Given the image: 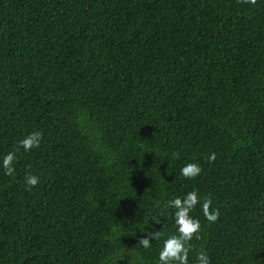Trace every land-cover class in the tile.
<instances>
[{"label": "trees", "instance_id": "obj_1", "mask_svg": "<svg viewBox=\"0 0 264 264\" xmlns=\"http://www.w3.org/2000/svg\"><path fill=\"white\" fill-rule=\"evenodd\" d=\"M193 190L188 264H264V0H0V264H159Z\"/></svg>", "mask_w": 264, "mask_h": 264}, {"label": "clouds", "instance_id": "obj_2", "mask_svg": "<svg viewBox=\"0 0 264 264\" xmlns=\"http://www.w3.org/2000/svg\"><path fill=\"white\" fill-rule=\"evenodd\" d=\"M241 2L255 4L257 0H241ZM42 138V134L39 131L28 134L18 142L17 151L20 147L26 152L39 147ZM208 159L210 163L215 162V153H212ZM15 160V152H9L4 156L2 167L6 175H13L15 171L13 166ZM201 171L202 169L198 163H188L181 169V175L188 179H194L200 175ZM38 182L39 178L36 175L27 174L25 177V183L29 189L35 187ZM198 204H200V197L199 193L195 190L188 192L183 198L177 197L168 202L167 207L176 210L174 217L178 235H172L163 241L162 248L159 252V264H188L190 241H192L193 237L199 239L198 233L201 229L200 221L190 215ZM201 207L203 215L209 222H214L218 219L219 210L212 208V200L210 198H205ZM161 236V231H148L140 239L139 244L145 249H148L152 246V241L160 240ZM197 264H210L209 257L206 253L200 252L198 254Z\"/></svg>", "mask_w": 264, "mask_h": 264}]
</instances>
